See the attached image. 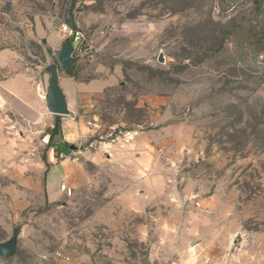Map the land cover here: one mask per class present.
Listing matches in <instances>:
<instances>
[{"label": "rangeland", "instance_id": "obj_1", "mask_svg": "<svg viewBox=\"0 0 264 264\" xmlns=\"http://www.w3.org/2000/svg\"><path fill=\"white\" fill-rule=\"evenodd\" d=\"M63 22L89 40L60 72L78 118L136 133L52 165L44 132L1 136L0 242L21 233L0 264H264V42L242 28L264 26V0H0V80L40 84Z\"/></svg>", "mask_w": 264, "mask_h": 264}, {"label": "crops", "instance_id": "obj_2", "mask_svg": "<svg viewBox=\"0 0 264 264\" xmlns=\"http://www.w3.org/2000/svg\"><path fill=\"white\" fill-rule=\"evenodd\" d=\"M50 47L53 46L54 49L60 48L62 43L67 39L66 35L59 30L54 29L50 36H49ZM8 50H1L0 51V66L6 67L14 63L13 56L10 54ZM49 74H45V83L48 87L49 81ZM67 82L69 81V77L65 79ZM61 85L64 88L65 93L68 97V102L71 108L74 109V106H77L78 103V93L74 92L72 87L67 88L66 82L65 84L62 81V77L60 75ZM40 84L35 78L34 72L30 69L19 71L14 73L11 76H6L0 80V107L2 105H6L7 109L11 111L16 117L12 119V124L10 125V129L6 130L4 134L0 132V137H9L14 138L13 133L19 132L21 135H24L23 130H30L31 137H37L39 133L46 134L48 128H53L55 126L56 119L60 121V130L59 134L55 136L53 140L54 146V153L53 159L50 160L48 157V151L46 153L47 161L50 165L55 164V162L61 163L68 159H61L56 155V144L60 142H68L70 145L75 142L74 139L68 140L63 131V123L65 121H69L71 124L72 122H76L78 128V136L77 142L80 140L82 134L89 132V129L86 126V121H84L83 117L78 116L74 118L73 116H60L53 114L48 111L46 107V100H45V84L42 82L41 79V72H40ZM90 84H82L78 89L84 91L88 89ZM105 85L101 88L96 89H103ZM2 109V108H1ZM0 112V120H3V117ZM60 116V118H59ZM70 124V125H71ZM73 125V124H72ZM2 133V134H1ZM50 134V133H49ZM51 136V134H50ZM76 142V143H77ZM75 143V144H76ZM40 147L45 148L40 145ZM37 164L39 165V172L44 173V160L40 154H37ZM49 172V170H48ZM45 172V176L47 173ZM48 193V191H47ZM194 244V243H193ZM204 245V241L200 242L195 249H200Z\"/></svg>", "mask_w": 264, "mask_h": 264}, {"label": "built area", "instance_id": "obj_3", "mask_svg": "<svg viewBox=\"0 0 264 264\" xmlns=\"http://www.w3.org/2000/svg\"><path fill=\"white\" fill-rule=\"evenodd\" d=\"M65 2H78L80 0H64ZM60 31L66 35L67 38L72 39L74 45L76 46V51L82 49L83 46L88 45L89 40L87 39L85 33L79 29L77 26L63 22L60 26ZM86 126L89 132L81 135L80 140L75 144L76 147L71 149L69 153L65 151H56V155L61 159H70L72 161H79L82 156L91 154L98 149L113 148L122 142H129L134 139L135 130H128L125 128H119L117 125H108L103 127L99 122L86 121ZM40 145L49 148H54L51 144V136L49 133L43 134L40 138ZM35 154V151H33ZM67 184L62 183L61 189L66 190Z\"/></svg>", "mask_w": 264, "mask_h": 264}, {"label": "water", "instance_id": "obj_4", "mask_svg": "<svg viewBox=\"0 0 264 264\" xmlns=\"http://www.w3.org/2000/svg\"><path fill=\"white\" fill-rule=\"evenodd\" d=\"M43 43H47V40L42 39ZM76 51V46L73 43L72 39H68L65 44L60 48L54 50L56 55V62L49 63L41 70V79L45 84V100L46 107L49 112L56 115H69L76 118L77 113L72 109L68 102L67 94L64 91V88L61 85L60 81V72L66 71L72 66L76 57L74 53ZM158 61L160 63L166 62V57L163 51L160 52L158 56ZM49 74V85L46 86L45 83V74ZM140 126H136V129H139ZM71 149L76 147L75 144L69 146ZM51 151L54 153V148L48 149V157L51 158ZM21 233V226L14 228L13 235L5 241L0 242V255L3 257H12L17 253L19 238ZM193 244V243H192Z\"/></svg>", "mask_w": 264, "mask_h": 264}, {"label": "trees", "instance_id": "obj_5", "mask_svg": "<svg viewBox=\"0 0 264 264\" xmlns=\"http://www.w3.org/2000/svg\"><path fill=\"white\" fill-rule=\"evenodd\" d=\"M73 2H75V1H73ZM257 11L258 12L261 11L260 6L258 7ZM242 28L244 30H246L247 32H251L254 36H257L260 41H263L264 42V26H262L259 30H256V31H255V29H252L250 27H242ZM244 30H242V31L244 32ZM68 39L69 38L65 39V41L63 42V44H65ZM73 67L74 66H71L70 68H68L66 70V72L69 75H71V76H76L77 74L73 70ZM59 130H60V121H59V119H56L55 126L53 128H48L47 129V133H50L51 134V144L52 145H54L53 144V140H54L55 136L59 134ZM67 146L68 147L70 146V144L68 142H66V141L65 142H60V143L56 144V149L58 151H60L61 148H64V147H67Z\"/></svg>", "mask_w": 264, "mask_h": 264}]
</instances>
